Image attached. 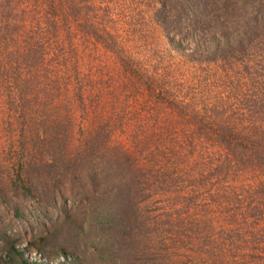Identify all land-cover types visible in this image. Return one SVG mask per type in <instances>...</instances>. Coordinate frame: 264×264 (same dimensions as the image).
<instances>
[{"label": "rangeland", "instance_id": "1", "mask_svg": "<svg viewBox=\"0 0 264 264\" xmlns=\"http://www.w3.org/2000/svg\"><path fill=\"white\" fill-rule=\"evenodd\" d=\"M52 2L57 12L47 17L40 0H0V264H9L11 248L29 264H264V219L258 228L233 226L235 242H228L218 229L236 207L211 196L226 188L247 203L253 187L264 190V172L233 157L220 162L221 149L205 136L193 142L194 157L186 143L177 146L182 125L197 129L189 110L226 108L224 119L237 126L246 122L234 109L262 110L260 57L247 62L258 79V103L245 101L242 63L230 69L190 56L186 32L198 0H79L77 12ZM6 27L12 33L3 37ZM258 47L251 52L259 54ZM216 117L210 120L221 122ZM95 137L133 150L153 179L145 196H134L139 241L113 246L114 254L101 251L117 241L102 226L103 213L126 169L100 148L91 154L96 182L88 184L77 168L87 157L73 155ZM68 162L76 167L72 175ZM194 189L196 206L185 201Z\"/></svg>", "mask_w": 264, "mask_h": 264}, {"label": "trees", "instance_id": "2", "mask_svg": "<svg viewBox=\"0 0 264 264\" xmlns=\"http://www.w3.org/2000/svg\"><path fill=\"white\" fill-rule=\"evenodd\" d=\"M8 1L10 2V0ZM40 1L41 3H45V15H47V17L50 15H55L57 11L52 0ZM60 1L68 4L67 9H72L75 12L78 11L77 4L79 0ZM209 1L210 0H198L197 3L201 8H199V14L196 15L197 20L193 19L194 21L192 22L194 23V26L192 30L186 32L188 38L192 39L194 45V47H192L190 50V56H194V58L198 61L202 59L207 61L218 60L219 63H222V65H225L226 67L228 66L230 69H232L234 64L242 63L245 67V69L242 70L245 74L243 78H245L246 81L240 84L239 87L244 92L242 94H245V97H247V100L245 99V101L251 100L255 101V103H258L257 99L252 96L255 94L253 93L254 90L252 86L257 85V83L254 82V79H258L251 75V72L247 66V62H251L252 58L260 57L258 62L262 63L261 66L264 69V51L261 47V45H264V1L211 0L210 4L212 5V8L209 7ZM46 2H48V4ZM248 7H250L249 10H247ZM213 11L216 13L211 15L213 14ZM11 33L12 32H10L8 27H6L3 37L11 35ZM194 33H196V37H193ZM254 40L258 43L255 44V42H253ZM175 44L179 48H182V44H179L177 41ZM258 44V50L260 51L259 54H256L253 51L251 52L253 46L257 47ZM16 82L17 81L13 83L14 86L16 85ZM26 83L27 82H25V85H27ZM147 88L151 93L158 90L157 95L160 96V89H157L155 85L148 84ZM255 89H257V87H255ZM11 94L13 95L11 98H15L16 101L17 98H22L18 96L16 98L14 96L19 94ZM199 100L203 104L205 103L203 102V97H201ZM261 109L262 110L256 109L247 113H245L244 109L241 107L234 109V112H237L238 115H240L241 112L243 113L241 117L237 118V120L242 119L246 122V125H241L239 123V126L235 125L236 123L233 124L232 122L229 124L228 122L230 121V117L228 121L226 118L224 119L223 115L227 111L226 108L220 110L219 107L215 105V107L210 108V111H206L201 114L200 111L198 113L199 109H197L196 112L187 109V111L189 110L188 112L191 114L190 121L194 122L192 125L193 127L195 126V128L197 127V129H193V131L186 129L187 126L190 128V124H185L180 127V136L184 140L180 141L179 145L177 144L178 149L181 151L182 147H184V143H186L190 148L189 153L193 156L195 148L193 142L195 139L197 140V137L200 138V136H205L212 139L213 144L211 143V146H219L221 149L222 159H220V162L224 163L226 160L231 162V157H233L241 163V167L253 168L256 170H262L264 172V127L262 128L260 124V122L264 123V106L261 107ZM206 113L207 115L210 114L209 117L206 115ZM214 116H217L216 119H221V122L220 120H210ZM95 138L96 139L93 140L92 143L88 144L86 149L84 148L82 150H78L76 154L73 155L77 157L76 159L82 156L87 157V160L84 161V163L79 164L77 168L79 170H85V177L88 180V184H95L96 182L95 178L98 174V169H96L97 167L93 165L94 161H92L95 155L92 157L91 154L94 152L96 153V151L100 150V148L105 150L107 154H110V158L125 164L122 167L126 169V181L117 187L113 193V201L111 202L110 200H107V202L110 201V203H108L109 208L103 213V217H105L107 221L103 222L102 226L105 225V230H110L114 236L117 237V241L113 240L114 243L108 249H105L104 246H102L101 251L102 253L107 252L105 254H114V247L116 245H119L120 249L123 245L125 247L134 248L136 246V242L139 241L137 237L140 225L137 222L139 216L135 212L136 208L134 205L137 202L134 201V196H145L144 193L149 191L153 185V179L152 177L149 178L148 172L150 171L145 170L144 165H138L139 158L136 157V155L132 157L133 150L129 151V148H125L124 145L121 144L109 145L106 141H103L97 137ZM175 145L176 144H174V146ZM91 162L93 164H90ZM66 164L69 168H64H67V173H71L72 175L73 170H75L76 167L72 166V164L69 162ZM119 165L120 164H118V166ZM128 171H131V173H128ZM16 177L20 181V184L24 186L23 179H20V175L16 174ZM75 185L76 184L74 183V186ZM196 185L197 184H194V186ZM22 188L25 190L27 195L28 192H31L30 187ZM200 188H202L201 185L197 189L200 190ZM197 189H194L195 196H190L185 199V201L188 202L187 204L195 206L198 205L196 204V200L199 199L197 196L199 191ZM252 190L253 191L249 196L247 203L243 202V197L236 198L235 200L227 196V193H225L226 188H219L216 190V192L214 190L211 195L212 197L217 196L220 200L225 199L221 201L225 202L226 204L234 203L236 207L230 209L226 219H224V221H222L220 224L222 228L225 229L224 232L222 228L218 229L219 233L224 235L221 237H224L228 242H235L233 233L237 230L233 229V226L241 223L242 226L244 224L247 226H252L253 228H258V224L260 222L259 219H264V190L260 191L257 187H253ZM215 199H212V201H215L216 203ZM51 200L55 201L56 198L52 197ZM199 206H201L200 209L203 208V205ZM242 208H244V210ZM60 209L63 210L65 208L64 206H61ZM224 211H229V208L227 207V209H224ZM87 213L90 216H94L95 211L94 209H90V211ZM245 213L247 214L246 216ZM250 217H254V219L250 220ZM223 224H225L227 227L224 228ZM9 251L10 252L6 253L9 264H29L26 261H22V259L18 258L20 252L16 249L11 248Z\"/></svg>", "mask_w": 264, "mask_h": 264}]
</instances>
